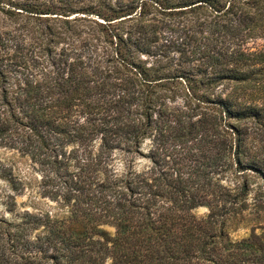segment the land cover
I'll return each mask as SVG.
<instances>
[{
    "label": "trees",
    "instance_id": "1",
    "mask_svg": "<svg viewBox=\"0 0 264 264\" xmlns=\"http://www.w3.org/2000/svg\"><path fill=\"white\" fill-rule=\"evenodd\" d=\"M0 11L54 22L30 65L0 48V147L55 182L54 205L18 210L24 182L0 159V264H264V229L229 234L251 176L264 193V0Z\"/></svg>",
    "mask_w": 264,
    "mask_h": 264
},
{
    "label": "rangeland",
    "instance_id": "2",
    "mask_svg": "<svg viewBox=\"0 0 264 264\" xmlns=\"http://www.w3.org/2000/svg\"><path fill=\"white\" fill-rule=\"evenodd\" d=\"M52 24L54 22L51 19L35 18L25 14L9 17L0 11V48L17 44L18 54H21L26 59V64L30 65V58L33 59L39 52L42 53L41 47L45 44L46 37L51 35L48 33L50 32L48 26ZM104 44L103 42L98 44V53L103 54ZM262 44L261 38L249 39L246 43L252 49L259 48ZM108 47L111 46L108 45ZM18 62L11 68L14 71L12 74L14 77H19L18 70L21 71L25 68L21 59H18ZM31 69H33L32 66L25 71H31ZM13 80L14 78H12ZM2 85L3 81L0 78V91ZM0 159L13 165L14 173L24 182L22 190L16 195L18 210L33 209L34 207L50 208V205L55 204L52 198L55 182L50 179L53 176L50 166L36 163L24 155L12 153L3 147H0ZM250 180L252 183L247 199L248 207L243 212L244 221L237 225L231 224L229 229V234L233 238L247 235L251 228H254L256 233H260L264 229V193L259 192V180L253 176L250 177ZM2 188H5V185L4 181L0 179V189ZM194 212L197 215H204L207 208L200 206Z\"/></svg>",
    "mask_w": 264,
    "mask_h": 264
}]
</instances>
